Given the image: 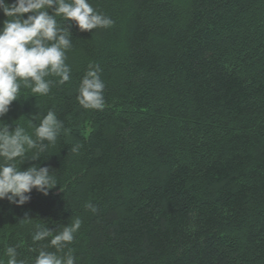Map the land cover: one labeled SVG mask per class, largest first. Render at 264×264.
I'll use <instances>...</instances> for the list:
<instances>
[{
    "label": "trees",
    "instance_id": "trees-1",
    "mask_svg": "<svg viewBox=\"0 0 264 264\" xmlns=\"http://www.w3.org/2000/svg\"><path fill=\"white\" fill-rule=\"evenodd\" d=\"M88 2L114 25L67 24L70 81L47 77L45 96L22 89L2 118L35 138L52 109L70 132L18 158L58 185L24 206L0 201V260L14 246L34 264L47 244L32 241L36 225L79 217L76 264H264V0ZM7 19L0 11V28ZM90 63L103 110L77 100Z\"/></svg>",
    "mask_w": 264,
    "mask_h": 264
},
{
    "label": "clouds",
    "instance_id": "clouds-1",
    "mask_svg": "<svg viewBox=\"0 0 264 264\" xmlns=\"http://www.w3.org/2000/svg\"><path fill=\"white\" fill-rule=\"evenodd\" d=\"M0 11L8 18L0 28V201L6 199L13 205L24 206L30 202L33 190L48 196L58 183L49 167L34 165L21 170L17 167L18 158L23 159L30 150H35L34 161L36 155L46 152L62 133L67 135L70 130L52 109L35 126V138L17 122L15 129L10 130L2 118L9 113L12 103L22 98V89L45 96L54 83L47 77H57L56 83L60 85L70 81L71 68L66 63V54L73 46V39L67 24L75 22L82 32H91L112 27L114 21L96 11L88 0H14L12 4L0 0ZM57 17L67 23L62 24ZM104 89L100 66L90 63L78 87L79 105L84 109L103 110ZM71 151L78 152L79 146H73ZM84 207L92 213L97 211L91 201ZM30 220L26 215L21 221ZM82 223L81 218L72 217L58 231L37 224L31 239L47 241V244L39 248L34 264H76L69 245ZM65 248L69 250L64 252ZM5 251L6 264H27L18 259L16 247L8 246ZM0 264L5 262L0 260Z\"/></svg>",
    "mask_w": 264,
    "mask_h": 264
}]
</instances>
